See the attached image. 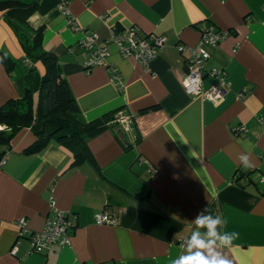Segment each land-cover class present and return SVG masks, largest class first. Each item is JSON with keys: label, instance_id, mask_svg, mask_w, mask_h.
Masks as SVG:
<instances>
[{"label": "crops", "instance_id": "obj_1", "mask_svg": "<svg viewBox=\"0 0 264 264\" xmlns=\"http://www.w3.org/2000/svg\"><path fill=\"white\" fill-rule=\"evenodd\" d=\"M9 1L22 6L0 9V106L29 89L37 111L46 67L41 60L31 66L25 44L42 28L43 46L57 57L81 117L103 128L85 138L78 162L58 139L27 151L44 127L39 113L0 149V264H173L181 255H208L191 247L196 235L228 264H264V0H72L77 23L101 43L128 27L166 37L149 67L110 43L124 87L106 67L85 70V33L69 24L59 0ZM209 26L233 30L209 47L205 65L204 90L218 81L212 68L227 73L228 91L217 103L186 93L179 48L196 45ZM119 111L134 115L131 130L120 122L105 126ZM240 126L245 131L235 134ZM52 195L76 214L70 244L31 251L17 220L42 229ZM105 209L120 216L118 224L96 223ZM200 216L218 221L215 236L196 223ZM233 232L231 242L221 239Z\"/></svg>", "mask_w": 264, "mask_h": 264}, {"label": "built area", "instance_id": "obj_2", "mask_svg": "<svg viewBox=\"0 0 264 264\" xmlns=\"http://www.w3.org/2000/svg\"><path fill=\"white\" fill-rule=\"evenodd\" d=\"M72 0H59V9L66 16L69 24L75 30H81L85 33V37L80 41L82 47L87 50V57L83 61L86 71H90L97 66L106 67L110 74L111 80L124 87V81L118 67L110 63L112 51L110 43L117 45L119 53L124 57H134L142 66L149 67L152 61L163 50L166 37L162 34L151 32L146 36L138 33L137 27H128L123 32L113 29L111 41L101 43L98 33L92 29L79 25L71 11ZM233 32L232 29L215 28L214 26L204 27L201 29V38L196 45H181L180 51L185 55V66L187 79L184 88L189 95L202 94L203 97L212 103H217L223 98L228 91L227 73L222 69L212 68L210 73L214 75L218 81L208 89H203V78L206 74L205 65L211 57L209 47L215 46L226 39ZM239 45L234 49L238 50ZM30 61V59H28ZM34 66L33 61H30ZM243 96V93H241ZM134 115L120 112L117 114V121L122 123L126 131L131 130ZM235 134L245 131L244 126L233 129ZM6 160H0L3 164ZM152 172H156L153 170ZM242 181L240 180L239 183ZM76 214L69 210L61 209L57 199L52 195L49 199V215L42 229L33 231L28 227L27 219L20 218L17 220L19 227V237H27L30 243L31 251H41L43 249H51L55 245H68L71 241V231L73 229ZM97 224L116 225L120 221V216L107 209L95 214ZM1 225V219H0ZM18 244H14L11 252L17 251Z\"/></svg>", "mask_w": 264, "mask_h": 264}, {"label": "trees", "instance_id": "obj_3", "mask_svg": "<svg viewBox=\"0 0 264 264\" xmlns=\"http://www.w3.org/2000/svg\"><path fill=\"white\" fill-rule=\"evenodd\" d=\"M22 6L16 1H1L0 9H8ZM33 8L22 12L23 23L27 22ZM31 38V37H30ZM26 41V55L34 61L41 60L46 67L43 76L40 98L37 111L34 108V101L30 90L21 99H11L6 104L0 106V149L9 147L12 137L17 131L24 127H32L36 121L37 113L44 120L43 130L36 133L37 139L32 143L27 151L41 150L52 139H58L73 148L77 162L86 155L85 138L94 133H98L103 127L95 123L86 122L81 117V112L72 92L69 82L63 77L60 63L57 57L44 48L43 31L38 29L31 41ZM30 42V43H29ZM7 69L11 68V61L7 57H2ZM27 103V110L19 112L16 105ZM119 111L118 113H120ZM107 115L105 126L118 122L117 114ZM0 150V159L3 152ZM237 182L241 180L237 176Z\"/></svg>", "mask_w": 264, "mask_h": 264}, {"label": "clouds", "instance_id": "obj_4", "mask_svg": "<svg viewBox=\"0 0 264 264\" xmlns=\"http://www.w3.org/2000/svg\"><path fill=\"white\" fill-rule=\"evenodd\" d=\"M241 160L243 161L244 165L247 166L248 157L241 156ZM196 223L201 226L207 225L208 229L210 230V235H216L214 228L218 221L212 220L211 217L200 216L198 217ZM236 236L237 233L233 232L232 237H222L221 239L225 242H231L232 238H236ZM190 243L192 248L208 249V255L206 256L200 251L187 256L181 255L178 259L173 261V264H228V261H226L219 254H213L210 251L211 245L206 244L204 241L199 239L198 235L193 236Z\"/></svg>", "mask_w": 264, "mask_h": 264}, {"label": "rangeland", "instance_id": "obj_5", "mask_svg": "<svg viewBox=\"0 0 264 264\" xmlns=\"http://www.w3.org/2000/svg\"><path fill=\"white\" fill-rule=\"evenodd\" d=\"M28 105H27V103H23V104H19V105H16V109H18L19 110V112H22V111H26L27 110V107ZM2 158H3V156L1 157V159L0 160H2Z\"/></svg>", "mask_w": 264, "mask_h": 264}]
</instances>
